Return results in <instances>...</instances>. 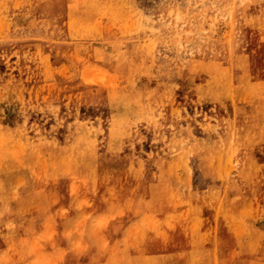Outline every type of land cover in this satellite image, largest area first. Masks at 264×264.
Masks as SVG:
<instances>
[{"label": "rangeland", "instance_id": "obj_1", "mask_svg": "<svg viewBox=\"0 0 264 264\" xmlns=\"http://www.w3.org/2000/svg\"><path fill=\"white\" fill-rule=\"evenodd\" d=\"M0 264H264V0H0Z\"/></svg>", "mask_w": 264, "mask_h": 264}, {"label": "bare ground", "instance_id": "obj_2", "mask_svg": "<svg viewBox=\"0 0 264 264\" xmlns=\"http://www.w3.org/2000/svg\"><path fill=\"white\" fill-rule=\"evenodd\" d=\"M33 6H34V5H33ZM136 47H137V46H136ZM233 69H234V67H233ZM228 70H229V69H228ZM230 71H231V69H230ZM226 72H227V71H226ZM227 73H228V72H227ZM225 75H226V74H225ZM229 75H231V72H230ZM244 75H245V74H244ZM226 76H227V75H226ZM233 76H235V75L233 74ZM230 77H231V76H230ZM132 80H133V79H132ZM237 80H238V79H237ZM237 80H236V81H237ZM133 81H134V80H133ZM240 82H241V80H240ZM231 83H232V82H231ZM231 83H230V84H231ZM141 85H142V84H141ZM133 86H134V84H133ZM234 86H235V85H234ZM135 87H136V86H135ZM229 87H230V86H229ZM196 88H197V87H196ZM206 88H207V87H206ZM134 89H135V88H134ZM134 89H133V91H134ZM236 89H237V88H236ZM205 90H206V89H205ZM215 90L217 91V93L222 92V90H220V89H215ZM136 91H137V90H136ZM136 91H135V93H136ZM229 91H230V90H229ZM140 92H141V91H140ZM140 92H139V93H140ZM195 92H196V91H195ZM200 92H201V91H200ZM133 93H134V92H133ZM205 93H206V92H205ZM129 94H130V93H129ZM129 94H128V95H129ZM150 94H151V93H150ZM199 94H200V93H199ZM125 95H126V94H125ZM131 95H132V94H131ZM139 95H140V94H139ZM231 95H233V92H232ZM118 96H119V95H118ZM136 96H138V95H136ZM147 96H148V95H147ZM147 96H146V97H147ZM204 96H205V95H204ZM120 97H121V96H120ZM124 97H125V96H124ZM128 97H129V96H128ZM130 97H132V96H130ZM200 97H201V96H200ZM139 98H140V97H139ZM205 98H206V97H205ZM232 98H233V97H232ZM113 99H115V98L112 97V100H113ZM125 99H126V98H125ZM201 99H202V98H201ZM110 100H111V97H110ZM119 101H120V100H119ZM123 101H125V100H123ZM123 101L121 100L122 103H124ZM108 102H109V101H108ZM113 102H114V101H113ZM121 102H120V103H121ZM125 102H126V101H125ZM127 102H128V101H127ZM136 102H137V101H136ZM220 102H221V101H220ZM111 103H112V101H111ZM141 104H142V103H141ZM212 104H213V103H212ZM112 105H113V103H112ZM233 105H234V104H233ZM116 106H117V105H115L114 107H116ZM131 106H132V105H131ZM134 106H135V105H134ZM120 107H121V106H120ZM138 107H139V106H138ZM235 107H236V106H235ZM116 108H117V107H116ZM125 108H126V107H125ZM130 109H131V108H130ZM123 110H124V109H123ZM134 110H135V109H134ZM136 110H137V108H136ZM131 111H132V110H131ZM150 111H151V110H150ZM129 112H130V111H129ZM116 113H117V112H116ZM127 113H128V112H127ZM130 113H131V112H130ZM123 114H125V113H123ZM134 114H135V113H134ZM239 115H240V114H239ZM112 116H113V115H112ZM113 118H114V117H113ZM109 119H110V118H109ZM111 119H112V118H111ZM111 119H110V120H111ZM114 119H115V118H114ZM110 120H109V121H110ZM132 121H133V120H132ZM136 121H137V120H136ZM133 123H134V122H133ZM111 124H112V123H111ZM231 124H232V122H231ZM123 125H124V124H123ZM135 125H136V124H135ZM121 126H122V125H121ZM121 126H120V127H121ZM232 126H233V125H232ZM109 131H110V130H109ZM111 131H112V130H111ZM111 131H110V132H111ZM121 131H123V130H121ZM116 132H117V131H116ZM245 132H246V131H245ZM126 133H127V132H126ZM124 135H125V134H124Z\"/></svg>", "mask_w": 264, "mask_h": 264}]
</instances>
